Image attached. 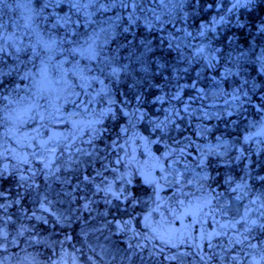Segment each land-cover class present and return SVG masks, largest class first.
<instances>
[{
  "label": "snow or ice",
  "instance_id": "snow-or-ice-1",
  "mask_svg": "<svg viewBox=\"0 0 264 264\" xmlns=\"http://www.w3.org/2000/svg\"><path fill=\"white\" fill-rule=\"evenodd\" d=\"M9 2L0 0V12ZM61 4L67 12L52 13L56 24L97 53L92 62L98 75L91 82L99 87L84 91L86 99L79 102L87 138L77 144L69 137L62 143L57 134L44 138L37 130L30 155L13 154L11 169L0 160V182L11 180L16 189L11 204L0 190V251L15 243L7 231L12 215H4L10 206L26 220L47 225L53 216V227L70 225V215L52 210L53 200L71 202L83 183L90 191L80 197L77 211L89 216L96 211L104 223L98 221L95 230L114 228L128 238L129 249L164 255L165 248L178 249L191 240L200 264H208L224 258V246L212 242L224 237L227 248L238 246L243 253L242 261L230 255L227 264H264V193L253 192L251 184H264V175L254 174L260 161L253 159L264 153V0H48L45 7ZM3 31L0 23V51L6 42L15 43ZM5 75L0 66V88ZM220 122L224 131L215 134ZM240 128L243 132L233 136ZM135 143L145 149L146 160L139 167L134 153L126 150ZM154 143L164 148L161 156L148 151ZM62 169L81 173L73 193L52 187ZM137 180L139 187L151 189L154 210L191 219L219 214L227 222L219 226L221 231L203 232L196 239L187 229L161 233L151 228L142 234L132 227L131 217L108 219L112 208L141 203L134 191ZM165 188L171 192L167 201L160 195ZM101 203L103 213L93 208ZM19 231L40 242L34 226L21 224ZM71 239L65 236V242ZM202 244L210 254H201ZM63 247L61 242V252ZM164 258L182 261L179 253Z\"/></svg>",
  "mask_w": 264,
  "mask_h": 264
},
{
  "label": "rangeland",
  "instance_id": "rangeland-1",
  "mask_svg": "<svg viewBox=\"0 0 264 264\" xmlns=\"http://www.w3.org/2000/svg\"><path fill=\"white\" fill-rule=\"evenodd\" d=\"M34 2L35 0H10L9 4L5 6V8L11 9L14 7L16 9L17 15H15L14 22L23 25V28L28 32L29 39L32 37L37 40L36 44L39 46L32 47L34 53H38L39 58L34 59L35 62L37 60V67L33 68L30 73H26L27 81L24 83V87H26L25 90L28 91V93H26L24 99L19 101L16 105L6 108L2 114V121L4 125L7 126L6 129L8 131L12 132L18 130L19 136L27 131L25 127H27L28 122L31 121V124L34 122L37 124V126L33 128L34 131L37 132V130H39L45 138L52 133L57 134L58 137L63 139L72 138L73 135L76 134L73 127L69 126L71 133L68 128L62 127L68 119L76 121L80 118L82 109L79 102L86 99V97H82L81 95H84V91L90 92V89L84 88V81L88 79L86 75V73L88 74L86 70L88 66L87 63L93 61L97 53L94 47H89L83 43H76L73 45L74 47L72 49L70 47L67 51L61 50L63 49V45L56 43L51 34L41 30L38 31L36 24H39L41 19L33 17L36 11L35 6L37 5H35ZM0 13L3 14L2 12ZM1 20L0 18V22ZM45 24L44 21L40 25L45 26ZM14 27L15 29H12L13 32L17 29L16 26ZM30 31H32V33L29 35ZM13 32L11 33L13 34ZM13 39L15 42L18 41L14 36ZM26 44L30 46L31 41ZM83 68H85V72H82L84 71L82 70ZM88 87H91V85H88ZM57 104L59 107L53 109L54 117L47 113L50 124L54 126L53 130L50 131L51 134L48 135L45 127H42V120H40L41 111L40 108L37 107L45 105L44 112H46L47 108L52 109L56 107ZM60 107L64 108L66 112L64 113L63 110L59 109ZM44 114L46 115V113ZM84 120L87 121L86 119ZM83 131H85V129H81V132ZM160 148L161 151L159 156L164 152V148L161 145ZM29 154H31V152H29ZM135 158L136 161L139 162L136 164L137 167L143 164V160L139 159V156H135ZM161 163H163V161H161ZM71 184H73L74 187V183L71 182ZM137 189V195L141 203L136 206H139V208L143 207V209L136 212V214L140 215V220L138 222L131 219L132 227L135 230L145 234L149 232L151 228H156L161 233L187 229L191 237L199 239L201 233H192L193 231H190L191 228H188L191 224H188L189 226L187 227V223L183 216L178 219H173V221L169 223V226L162 225L160 228L158 225L160 218L155 217L153 214L155 205L152 202L151 189L144 187V189L150 190L149 192H145L143 187H137ZM165 189V192L163 190V195L169 199L170 195L168 196L165 194L168 189ZM63 191L72 193L69 188H65ZM74 196L75 199L71 202L66 198L60 200V206L53 210L57 214L63 213L66 216L70 215L72 217L70 225L62 226L57 224L54 227L52 226L46 232L39 235V241L42 243L36 242L34 237L32 239L26 238L20 242L15 240L14 244L9 242L6 250L0 251V260H3L4 264H63V261H66V264H73V260H75L76 264H173V261L167 260L164 257L177 255V251L179 252L182 248H188L191 245L190 240L187 246H182L178 249L165 248L164 255L156 254L153 256H149L148 249L143 251L129 249L128 238L121 234H115L114 228L112 232H109L107 229L103 232L96 231L95 229L98 228L100 224L104 223V221L96 211H93L91 216H89L88 213L77 211L83 201L79 204L76 203L77 198L76 195ZM135 207L127 208L133 212V208ZM235 207L236 205H234V208ZM93 208H99V211H105V207L102 203L93 206ZM69 209L72 211L70 212ZM93 213L97 215H93ZM37 215H40V212H37ZM50 217H52L53 220L55 219L53 216ZM208 217L210 219L216 216L209 215ZM98 221L100 224L97 223ZM224 223H226V221H221V224ZM8 226L7 231L10 234L9 239L11 241L15 239L16 236L11 234ZM71 227H73V229H71ZM211 228L210 233H216L221 230L219 226H213ZM82 229L85 231H82ZM65 236H71L72 239L65 242ZM223 238L224 237H215L212 242L213 245L220 244L224 246L225 251L222 255L226 257L224 253L230 252L233 248H227L225 241L222 240ZM45 239H50L51 243L48 246H52L51 249L45 244ZM224 239L226 240V238ZM61 242H64L63 252H61L60 249ZM154 242L158 243V241ZM177 243H179V241H177ZM53 245L57 248L53 249ZM192 248L194 249V247ZM205 250H208V248L206 244H202L201 254L208 255ZM214 250L218 253L221 251L220 248H214ZM61 256H63V261H61ZM218 258L221 259L219 256ZM240 259L242 261L243 256Z\"/></svg>",
  "mask_w": 264,
  "mask_h": 264
},
{
  "label": "trees",
  "instance_id": "trees-1",
  "mask_svg": "<svg viewBox=\"0 0 264 264\" xmlns=\"http://www.w3.org/2000/svg\"><path fill=\"white\" fill-rule=\"evenodd\" d=\"M3 9L6 10L7 8L4 7ZM11 9H15V8L13 7ZM5 10L2 11L3 14L0 13L1 18L7 16V14H5ZM66 12H64V14ZM109 15H111V13H109ZM257 15H260V13H257ZM45 18H47V16ZM49 18H51L52 20L50 23L48 21H46V23H47L46 26L48 28L49 27L54 28V31H52V33H48V34H51L54 37L53 39L56 43L63 45V47H62L63 49H61V50L67 51L68 48H70V47L72 49L74 47L73 45L76 44V37L67 35L65 29L62 28V26L56 24V22L54 21L55 18H54V20L52 17H49ZM42 20H43V18H42ZM18 26H21V25L19 24ZM241 39H243V37H241ZM30 41H31L30 46L27 45L26 44L27 41L24 40L20 44L16 43V44H7L8 46L4 45L3 51H0V62H2V64H0V66H2L4 72L7 73V75H5L3 77V87L0 88V160H2L3 164L9 165L10 169H11L12 165L16 163V160L13 159V154H15L16 156H23V155H27V154L30 155L29 152H32L35 149V143L32 142V139H28V138H25L23 140L16 139L14 136V132L16 130H14L12 132H8L6 130L7 126L4 125V123L2 121V114L6 110V108L16 105L19 101L23 100L25 97V94L28 93V91L25 90L26 87H24V83L27 81L26 73H30V71L33 68L37 67V65H36L37 60L35 62L34 59L39 58L38 53L37 52L34 53V49L32 47V46H39V45L34 43L33 40H30ZM28 42H29V40H28ZM65 45H69V46H65ZM110 47H115V44H110ZM70 53H71V50H70ZM87 64H88V66H87L86 70H87L88 74L86 73V75H87V78L92 81V76L98 75V73L95 72V63L94 62L90 61ZM82 70H84L82 72H85V68H83ZM106 83H107V81H106ZM98 87L99 86L96 83L91 82V87H88L87 83H86L84 88H86V89L88 88L92 92L93 89H98ZM114 99L118 100L119 97H114ZM258 118L259 117H257V116H250L249 117V119H253V120L258 119ZM210 123L216 124L217 122L211 121ZM222 131H224L223 123L220 122L219 130L214 129V132H215V134H220V132H222ZM237 132H243V128L237 129L236 132H233V136H235L237 134ZM107 135L108 134H106V136ZM192 139L196 140L197 143L200 142L199 140H197V137L194 134L192 135ZM213 139H214V137H213ZM108 143H111V140H108ZM132 147H133V144L131 146H126V150L130 153H134V152H131ZM155 147L158 150V152L156 150H155V152L157 155H159V153L161 151L160 145L156 144ZM261 147H264V146H261ZM112 155H115V153H112ZM123 155H124V153L121 152V156H123ZM253 159L260 161V163L256 165L254 174L256 172H259L260 175H264V167H261V165L264 164V153H261L258 156H254ZM56 163L57 164L60 163L59 159H57ZM85 167H88V166L86 165ZM96 167H99V164H97ZM88 172L91 173L90 167H88ZM236 173L238 176L243 175V173L239 170V168L236 169ZM57 175L60 177V179L56 180L55 178H53V180H52V187H53V189H55L57 191L64 190L65 188H69V190H71V192L73 193V184H71V182L74 183V185H76L77 183H80L77 180V176L81 175V173H79V172L65 171L62 169V171L60 173H58ZM213 175H215V173H213ZM109 178H110V175H109ZM67 181H70V183H68ZM41 182H43V181H41ZM139 183H140L139 180H137L136 181L137 187H139ZM209 183H212V182L209 181ZM251 184H252V191L253 192H255L257 194L264 193V184H262L258 181H252ZM137 187L134 189V191H136V192L138 190ZM143 189H144V187H143ZM0 190L4 191L9 196V199L4 201V202L11 204V199L14 198V194L16 191L15 186H14V182L11 180H6L3 182H0ZM81 190H83V192ZM220 190L223 191V189H220ZM89 191H90V186L86 187L83 183H80L79 189H76L74 192V195H76V198H77L76 203H78V204L81 203L82 200L80 199V197L83 194L88 193ZM144 191L149 192L150 190L144 189ZM137 194H138V192H137ZM165 194L171 195V193L169 191H167ZM59 199L62 200V199H65V197H60ZM59 206H60V204L57 203L56 200L54 199L53 204H52V210L57 209ZM93 206H95V205H93ZM125 208H127V206H125V205H121L120 211H117L115 208H112L111 211L108 213V218L112 219L113 216H116L117 218H122V219L131 217L135 222H138L140 220V215L136 214V212L139 210H142L143 207L139 208V206H136L135 208H133L134 209L133 212L130 211L128 208H127V211H125ZM98 210H99V208H98ZM37 212H39V211L37 210ZM99 212L103 213L104 211H99ZM13 213H15V215H13ZM96 213H93V215H97ZM4 215H5V218H7L8 215H12V222H10L8 227L10 228L11 234L16 236L15 240L18 242L23 241L26 238H30V239L33 238L32 234L30 232H24L22 235L20 234L19 230H20L21 224H23L25 227H28L30 225L34 226L35 229L38 230V236H39L40 234H43L49 228H51L52 224H53L52 222L54 221L53 218L50 216H48L49 224H47V225L39 223L35 220H31V221L26 220L22 216H20L19 209L15 206H10L5 211ZM45 215H47V214H45ZM174 216H176L175 212H172V213L165 212V215H163L161 218L169 220L171 217H174ZM218 218L221 219L222 221H226V220H223L219 214H218ZM211 224L212 223H210V224L207 223V225L205 226V222H203V223H201L200 226L204 227V232L210 233L211 229H212L211 227H213V225H211ZM214 224H216V223H214ZM199 228L200 227L197 226V232L200 233ZM71 229H73V227H71ZM222 240L225 241L224 238ZM44 242L47 246L50 245V243H51L50 239H45ZM53 244H54V242H53ZM51 247L52 246H48L49 249H51ZM56 248L57 247H54V245H53V249H56ZM196 251H197V249H195V248L193 249L191 246L188 248L187 247L182 248L179 252L177 251V253L182 255V261H180V262L173 261L174 262L173 264H200L199 257L194 255L196 253ZM205 252L210 254L209 249L205 250ZM234 254L238 255L239 258H241L243 256V253L240 251V249L237 246V247H234L232 250H230V252H225L224 255L226 257H224L223 259H219L217 257L216 259L210 260L208 262V264H227L228 257L230 255H234Z\"/></svg>",
  "mask_w": 264,
  "mask_h": 264
},
{
  "label": "flooded vegetation",
  "instance_id": "flooded-vegetation-1",
  "mask_svg": "<svg viewBox=\"0 0 264 264\" xmlns=\"http://www.w3.org/2000/svg\"><path fill=\"white\" fill-rule=\"evenodd\" d=\"M34 3H35V5L37 4L35 6L36 7L35 13H36L37 16L34 13L33 17H37V18H40L41 19L40 22H39V24H36L35 23L37 25V27H38V31L41 30V31H45L47 33H52V31H54V28H51V27L48 28L46 26V24H47L46 21H48L49 23L51 22L52 19L49 18V17H52L53 20H54L55 17L52 16V13L53 12H55L57 15L63 16L64 15V12L67 11V6L61 4L60 7H45V4L48 3V0H35ZM5 14H7V16L3 17L0 23L3 24V27H4L3 34L6 37L7 36H12L11 35V32H13L12 29H15L14 26H16L17 29L13 32V34H16L15 35V38H16V40H18V42H22L24 40H26L27 42H28V40L29 41L30 40H33L34 43L37 42V40L33 39L31 36H30L31 37L30 39L28 38V32L23 28V25L18 26L19 23L14 22L15 15H17L16 9H6L5 10ZM46 16H47V18H45ZM41 17H43V20H42ZM44 21L46 23L45 26H41L40 24L42 22H44ZM62 28H64V27H62ZM31 33H32V31L29 32V35ZM7 44H12V42L11 41L6 42L4 45L6 46ZM41 124L42 125H45L46 133H48V135L51 134V132H50L51 131V128L48 127V124L45 123V122H42ZM77 124L83 125L84 128H86V126H87V122H85V120L82 119V118H81V121H79L78 123H75V124L73 123V125L75 126V129H77V127H76ZM82 134L85 135L86 134V131H83ZM40 135H42V134L40 133ZM155 145H156L155 143L152 144V145H149L148 151L151 154H154L156 156H159L155 152V150L158 152V150L156 149ZM133 146H134V150L136 152V156H139V159L143 160V163H144L145 160H146V158H145L144 155H142V153L145 151V149L143 148L142 144L135 143V144H133Z\"/></svg>",
  "mask_w": 264,
  "mask_h": 264
}]
</instances>
